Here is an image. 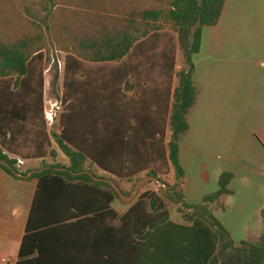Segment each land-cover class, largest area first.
<instances>
[{
    "label": "trees",
    "instance_id": "16d2710c",
    "mask_svg": "<svg viewBox=\"0 0 264 264\" xmlns=\"http://www.w3.org/2000/svg\"><path fill=\"white\" fill-rule=\"evenodd\" d=\"M224 3L0 0V160L22 174L15 160L5 155H18L22 138L32 147V158L55 161L58 148L68 160L67 165L50 166L67 171L32 176L37 187L16 264H57L60 254L51 252L52 242L58 238L64 244L76 230L78 245L68 264H264V233L256 243L235 247L210 210L220 197L231 194L232 174L222 173L218 190L198 205L185 202L182 188L179 148L197 100L193 56L200 49L202 28L218 24ZM34 7L47 14L51 40L66 55L58 132H49L45 123L48 38L32 18ZM168 31L176 39L170 37L164 49L165 42L159 41ZM146 47L160 59L162 72L168 73L167 84L155 90L149 106L133 70H111L122 91L116 90L114 80L110 86L93 83L84 70L85 63L122 68ZM177 50L182 63L174 70ZM132 90L135 95L128 98L126 93ZM95 167L108 175L98 176ZM0 169L14 177L7 168L0 165ZM171 171L173 182H164L161 177ZM86 173L112 181L124 195L129 193L118 180L137 182L142 173L156 178L163 187L160 192L177 206L182 223L170 220L165 201L152 191L138 194L126 212L118 214L112 208L119 199L115 191ZM260 216L264 224V208Z\"/></svg>",
    "mask_w": 264,
    "mask_h": 264
},
{
    "label": "crops",
    "instance_id": "0c3cea01",
    "mask_svg": "<svg viewBox=\"0 0 264 264\" xmlns=\"http://www.w3.org/2000/svg\"><path fill=\"white\" fill-rule=\"evenodd\" d=\"M178 53L177 50L174 70L180 68ZM171 60L172 54L167 57L168 66ZM125 62L114 71L133 70L139 90L149 99L148 106L151 105L153 93L163 87L156 82L154 52L148 47L142 48ZM193 63L197 100L188 117L189 130L178 154L184 170L185 202L192 206L200 204L205 196L218 190L222 173L232 174L228 186L231 194L220 197L209 206L210 210L235 247L242 242L256 243L264 233L260 216L264 208V0H225L218 24L202 28L200 49L193 56ZM100 73L105 78H93V83L109 82L110 86L114 80L116 90H123L118 79L111 77V70ZM129 81L133 80L129 78ZM134 95V90L126 93L128 98ZM166 137L168 141L169 129ZM24 162L29 168L17 177L0 169V264L18 261L37 187L32 176L45 171H63L52 169L54 162L48 158ZM95 169L100 177L108 175ZM168 181H173L172 171ZM112 208L121 215L128 205L118 199ZM169 215L173 223H182L177 206ZM71 233L66 243L58 242L57 238L50 246L54 255L60 254L57 264H68L74 257L78 245L74 238L80 232ZM61 252H65L63 256Z\"/></svg>",
    "mask_w": 264,
    "mask_h": 264
},
{
    "label": "rangeland",
    "instance_id": "374dc122",
    "mask_svg": "<svg viewBox=\"0 0 264 264\" xmlns=\"http://www.w3.org/2000/svg\"><path fill=\"white\" fill-rule=\"evenodd\" d=\"M32 18L36 22L40 23L43 26L44 31H45L47 38H48L47 39L48 40V42H47L48 43L47 44L48 51L46 53V55L48 56V59L46 60V62H47L46 66L44 65L45 70H43V79H44L43 107H44V116H45V123H46L47 130L49 132H51V131L58 132L57 129H58L59 117H60L61 113L63 112V106L61 105L60 100H61V96L63 93L64 67H65L66 55L64 53L58 51L56 49V46L54 45L53 41L51 40V36H50V33L48 31V28H47V26H48L47 25V14L45 12H43L39 7H34ZM170 37L174 40L176 39L175 35L171 34V32L168 31V32L164 33L161 40L159 41V43L165 42V47H163L164 49L166 48L168 39ZM158 49H161V46L158 47ZM178 52H179L178 53V58H179L178 59V65H181L182 58H181L180 51H178ZM130 59H128V60H130ZM156 60H157L156 82L164 86L165 84H167V81H168L167 80L168 73L162 72V70L158 66L159 65L158 62H160V59L158 57H156ZM118 67H120V66L119 65L117 66V64L116 65L115 64H108V65L97 64V65H95V64H89V63L84 64V70H86L88 72L87 76H89V78H91L92 80H93V78H98V77L101 78V76L103 78H105V75L100 73L102 70H115ZM159 81H161V82H159ZM49 116H51L52 120H53L51 124L47 120V117H49ZM166 140H167V137H166ZM25 141H26L25 138H22L20 141L18 140V144L20 146L17 150L18 155L5 153V155L9 159L15 160V162H16L15 168L18 170L19 173H24L29 168L27 166V164L24 162L26 160L25 158L31 159L34 156L33 155L34 153L32 151V147L28 143L25 144L24 143ZM53 146H54V148H57L55 144ZM57 152H58V156H57L58 159L56 158L55 161L51 160L49 157H47V158L56 164L57 163L60 165L66 164L68 162L67 158L60 152V150H58V148H57ZM17 159L21 160L23 162V165H21L19 168H17V165H18ZM44 165H45V163H44ZM37 166H38V164L36 165V167ZM94 171L98 175V171L95 168H94ZM168 175L161 177L162 180L166 183L169 182L168 181ZM144 177H146L145 173L140 174L139 179L141 180ZM172 182H169V183H172ZM135 183H136L135 181L134 182H128L126 180H118V184L121 187V189L127 193H130L132 191ZM156 185H157L156 183L148 182L146 185H144L140 189L138 194H141L142 192H145V191L156 192L165 201L167 208H169V211H171V213H174L176 206L173 205L171 202H169L160 191H156V189H157ZM127 205L129 206V204H127ZM171 216L173 217V214Z\"/></svg>",
    "mask_w": 264,
    "mask_h": 264
},
{
    "label": "water",
    "instance_id": "95a60500",
    "mask_svg": "<svg viewBox=\"0 0 264 264\" xmlns=\"http://www.w3.org/2000/svg\"><path fill=\"white\" fill-rule=\"evenodd\" d=\"M0 165L5 167V168H7L8 170H10V172L13 174V176H16V177L18 176V173L8 163L3 162V161L0 160ZM63 171H67V170H63ZM71 174L74 175V176L79 175V174H74V173H71ZM86 174H88L96 182H105V183L109 184L110 187L117 194L118 198L122 202H124L125 204H131L137 198L140 189L144 185H146L148 182L157 183L156 178L146 176V177H144L143 179L137 181L134 184V187H133L132 191L129 193V195H124L112 181H110V180H101V179L95 178L90 173H86Z\"/></svg>",
    "mask_w": 264,
    "mask_h": 264
},
{
    "label": "built area",
    "instance_id": "2783aa9c",
    "mask_svg": "<svg viewBox=\"0 0 264 264\" xmlns=\"http://www.w3.org/2000/svg\"><path fill=\"white\" fill-rule=\"evenodd\" d=\"M47 120L50 122V124L53 121L51 116L47 117ZM17 163H18L17 168H19L21 165H23V162L21 160H18V159H17ZM156 188H157L156 191H160L163 187L160 186L159 184H157Z\"/></svg>",
    "mask_w": 264,
    "mask_h": 264
}]
</instances>
